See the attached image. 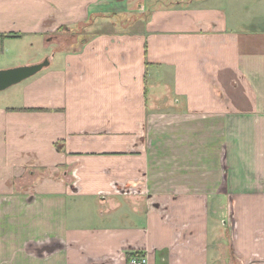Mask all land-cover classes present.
Wrapping results in <instances>:
<instances>
[{
  "label": "crops",
  "instance_id": "crops-1",
  "mask_svg": "<svg viewBox=\"0 0 264 264\" xmlns=\"http://www.w3.org/2000/svg\"><path fill=\"white\" fill-rule=\"evenodd\" d=\"M150 1L0 0V45L52 49L0 97V264H213L223 206L232 264H264V0Z\"/></svg>",
  "mask_w": 264,
  "mask_h": 264
},
{
  "label": "rangeland",
  "instance_id": "rangeland-1",
  "mask_svg": "<svg viewBox=\"0 0 264 264\" xmlns=\"http://www.w3.org/2000/svg\"><path fill=\"white\" fill-rule=\"evenodd\" d=\"M173 0H154L152 3L151 1L149 2L150 4L158 5V6H163L166 3H171ZM210 2L214 5L217 6L220 3L224 4L225 0H210ZM231 1L226 0L227 6L229 5ZM256 2L254 1V4ZM233 5V1H232ZM253 7H255L253 5ZM257 7V3H256ZM255 7V8H256ZM126 21H129V15H126ZM85 25V24H84ZM83 25L77 26V28H74L73 30L71 29L72 32H61L58 33V36L56 39L60 43V46L63 44L70 45L73 43L75 44V41H79L82 33H81V27ZM43 35L41 34H36V35H31L30 36V41H24V40H19L18 39H13V40H7L5 44L0 45V53H1V48L4 47L3 54H0V61H4L3 66L6 68H12V67H18L27 64L28 62H31L30 60L37 58L39 54H44L42 57H40L37 61V63L43 61L45 57H49V55L52 53L51 45L49 43L43 42ZM54 40V38L52 39ZM33 43V44H30ZM56 43V42H55ZM50 45V46H49ZM49 46V47H47ZM55 61L52 62L51 65H53ZM3 67V68H5ZM23 84H14L9 86L8 88L1 90L0 91V97L6 96V95H11L13 92H15L17 89H21ZM13 102L15 101V98L13 97ZM225 200L223 199V202ZM88 201H85L83 204L81 201H77L76 205H83V208L87 210L89 219L87 223H84L83 226H91L93 224H99L98 220H103L104 217H99V212L102 211L103 206L95 204L92 205V207H89L87 204ZM218 204L219 200L216 201ZM127 203V202H126ZM213 204V206L215 205ZM81 210H79V214H81ZM210 220H211V227H210V248H212V256L214 258L213 264H232L231 261V252H230V227H229V218H228V213L226 212L225 207L223 206L222 209H212L210 211ZM222 221H225L223 224ZM218 252V258L216 256L214 257V252Z\"/></svg>",
  "mask_w": 264,
  "mask_h": 264
},
{
  "label": "water",
  "instance_id": "water-1",
  "mask_svg": "<svg viewBox=\"0 0 264 264\" xmlns=\"http://www.w3.org/2000/svg\"><path fill=\"white\" fill-rule=\"evenodd\" d=\"M48 64L49 61L45 58L43 61L31 65L0 69V91L33 76Z\"/></svg>",
  "mask_w": 264,
  "mask_h": 264
},
{
  "label": "built area",
  "instance_id": "built-area-1",
  "mask_svg": "<svg viewBox=\"0 0 264 264\" xmlns=\"http://www.w3.org/2000/svg\"><path fill=\"white\" fill-rule=\"evenodd\" d=\"M72 188H74L73 192L77 191V186L75 181L71 183ZM115 192L121 195H134L140 193L134 185L129 184H117L115 187ZM127 264H147V259L144 255L140 256H132Z\"/></svg>",
  "mask_w": 264,
  "mask_h": 264
},
{
  "label": "trees",
  "instance_id": "trees-1",
  "mask_svg": "<svg viewBox=\"0 0 264 264\" xmlns=\"http://www.w3.org/2000/svg\"><path fill=\"white\" fill-rule=\"evenodd\" d=\"M19 36V34H14V33H1L0 34V39L5 38V37H16ZM58 150L62 149V146H56ZM143 255L142 253L139 252H128L127 253V260H129L132 256H140Z\"/></svg>",
  "mask_w": 264,
  "mask_h": 264
},
{
  "label": "clouds",
  "instance_id": "clouds-1",
  "mask_svg": "<svg viewBox=\"0 0 264 264\" xmlns=\"http://www.w3.org/2000/svg\"><path fill=\"white\" fill-rule=\"evenodd\" d=\"M47 242H48V239H43V240L38 241V244H40V243H47Z\"/></svg>",
  "mask_w": 264,
  "mask_h": 264
}]
</instances>
